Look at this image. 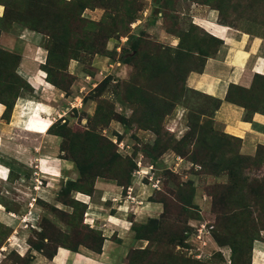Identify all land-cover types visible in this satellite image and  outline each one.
<instances>
[{
    "label": "rangeland",
    "instance_id": "obj_1",
    "mask_svg": "<svg viewBox=\"0 0 264 264\" xmlns=\"http://www.w3.org/2000/svg\"><path fill=\"white\" fill-rule=\"evenodd\" d=\"M0 6V101L37 99L17 74L34 45L30 35L45 50L42 76L67 99L52 127L62 140L64 175L52 200H37L30 246H44L47 255L58 246L99 252L103 230L85 218L78 192L99 201L94 185L106 181L145 209L128 207L121 233L109 227L116 243L127 242L123 256L108 258L117 259L113 264H264V146L243 153L242 142L216 125L218 102L188 81L224 54L223 32L264 40V0ZM257 75L249 92L232 89L231 96L263 112L264 79ZM10 233L0 224V251ZM32 261L13 249L0 255V264Z\"/></svg>",
    "mask_w": 264,
    "mask_h": 264
},
{
    "label": "crops",
    "instance_id": "obj_2",
    "mask_svg": "<svg viewBox=\"0 0 264 264\" xmlns=\"http://www.w3.org/2000/svg\"><path fill=\"white\" fill-rule=\"evenodd\" d=\"M2 13L0 6V16ZM223 37L224 54L208 59L202 73L191 74L189 85L222 101L214 115L217 127L239 139L243 153L253 155L258 147L264 146V114L257 112L247 119L246 110L228 102L226 96L231 85L247 88L256 74L264 76V40L232 29L223 32ZM30 39L34 45L26 47L17 74L29 83L37 99L19 97L8 118L7 107L0 102V224L11 230L0 255L13 249L21 258L32 256L30 264H113L117 259L108 258L123 256L127 242L116 243L109 227L121 233L120 223L125 220L126 209L129 207L136 214L144 213L145 209L141 203L127 200L128 192L124 193L123 187L106 181L94 185L99 201L78 192L86 199L82 202L87 209L85 218L103 230L99 252L87 246H80L77 251L59 246L53 257L47 258L29 245L30 226L40 217L37 200H52L64 175L65 166L58 156L62 140L51 132V127L64 117L67 100L63 93L50 88L52 85L42 76L44 63L38 59L46 58L45 50L35 43L34 35ZM138 189L136 186L131 190ZM260 254L264 261V253Z\"/></svg>",
    "mask_w": 264,
    "mask_h": 264
},
{
    "label": "trees",
    "instance_id": "obj_3",
    "mask_svg": "<svg viewBox=\"0 0 264 264\" xmlns=\"http://www.w3.org/2000/svg\"><path fill=\"white\" fill-rule=\"evenodd\" d=\"M72 1H74V0H72ZM100 0H76V2H78V4L79 5H81L82 6V8L83 9H86V8H90V6H92V3H98ZM203 72V71H202ZM201 72V73H202ZM257 78H261V79H264V76H261V75H257L256 76ZM232 89H237V90H243V91H246L247 90V88H243V87H241V86H238V85H231L230 86V89H229V91H228V93H227V96H226V100L228 101V102H230V103H232V104H235V105H237V106H240V107H242V108H244L245 110H246V113H247V119H251V117H252V115L254 114V113H257V112H259V113H262V114H264V111L262 112V111H260L259 109H251L249 106L247 107V106H245L244 104H240L239 102H237L234 98H232V96H231V93H232ZM33 90V89H32ZM248 92H249V90H247ZM211 98H213V99H215L217 102H218V105H217V108H216V110H215V112L219 109V107L221 106V103H222V101L221 100H219V99H216V98H214V97H212V96H210ZM17 100V99H16ZM15 100V101H16ZM1 103H3L4 105H6V107H7V111H6V114H5V117H9L10 116V114H11V112H12V110H13V108H14V104H15V102L13 103V104H10V103H4V102H2V101H0ZM54 126V125H53ZM52 126V127H53ZM52 127H51V132H52ZM53 134H55V133H53ZM55 135H57V136H59L58 134H55ZM226 135V134H225ZM228 136V135H227ZM230 137V136H229ZM230 138H233V137H230ZM235 139V138H234ZM237 139V138H236ZM239 140V139H238ZM240 141V140H239ZM73 183V182H72ZM2 225V224H1ZM9 229V228H8ZM10 232H11V230H10ZM11 234V233H10ZM83 246V245H82ZM44 246H38V245H31V248H33L34 250H36L37 252H39V253H44L45 254V249L43 248ZM59 247V246H58ZM64 247H67V246H64ZM80 247V246H79ZM67 248H69V247H67ZM57 249V248H56ZM69 249H71V248H69ZM71 250H73V251H77L78 249H71ZM55 252H56V250H55ZM55 252L53 253V254H45L46 256H47V258H52L53 257V255L55 254ZM28 264V263H27Z\"/></svg>",
    "mask_w": 264,
    "mask_h": 264
}]
</instances>
